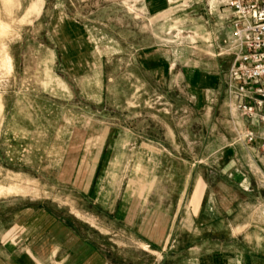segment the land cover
Returning <instances> with one entry per match:
<instances>
[{
  "label": "rangeland",
  "instance_id": "obj_1",
  "mask_svg": "<svg viewBox=\"0 0 264 264\" xmlns=\"http://www.w3.org/2000/svg\"><path fill=\"white\" fill-rule=\"evenodd\" d=\"M230 9L0 0V264H264V152L235 141L226 101Z\"/></svg>",
  "mask_w": 264,
  "mask_h": 264
},
{
  "label": "built area",
  "instance_id": "obj_2",
  "mask_svg": "<svg viewBox=\"0 0 264 264\" xmlns=\"http://www.w3.org/2000/svg\"><path fill=\"white\" fill-rule=\"evenodd\" d=\"M229 30L221 40L231 55L225 75L227 108L235 141L261 137L264 151V0H229ZM252 121L263 125L260 134Z\"/></svg>",
  "mask_w": 264,
  "mask_h": 264
},
{
  "label": "crops",
  "instance_id": "obj_3",
  "mask_svg": "<svg viewBox=\"0 0 264 264\" xmlns=\"http://www.w3.org/2000/svg\"><path fill=\"white\" fill-rule=\"evenodd\" d=\"M229 28H230V24H229V22L228 21H226V26H225V34H226V32L229 30ZM224 34V35H225ZM252 123L254 124V126L257 128V130H258V132L261 134L262 133V130H263V125L261 124V123H258V122H255V121H252ZM239 145H241L242 147H245L246 149L245 150H247L248 151V153L250 154V155H253V156H257V157H259V155H260V149H261V137L259 138H256L253 142H240V144ZM261 151H263V150H261ZM264 152V151H263ZM252 156V157H253ZM257 172L258 173H260V170H257ZM204 194V193H203ZM132 196L130 195V196H127V198H125L126 199V202H127V204L126 203H124V205L123 206H121L120 207V209H121V211L123 212V213H125L126 215H128L129 217H130V215H131V201H132ZM203 198V199H202ZM204 201V202H203ZM203 202V203H202ZM203 206H205L206 207V209H208V210H212V205L210 204V200H209V198H206L205 199V195L203 196H201L200 197V201L198 202V204L195 206L196 207V212H199L200 213V211L203 209ZM149 210H147V212H146V210H145V212H144V216H143V219H141V224H142V229H143V225L145 224V228L147 227V225H148V221H147V219H148V217H149ZM148 213V214H147ZM126 215H125V217H126ZM131 228H133V227H131ZM143 231V230H142Z\"/></svg>",
  "mask_w": 264,
  "mask_h": 264
}]
</instances>
